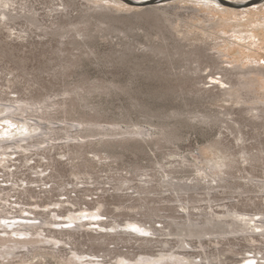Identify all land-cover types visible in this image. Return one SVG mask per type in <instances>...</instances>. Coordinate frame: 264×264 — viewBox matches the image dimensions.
Segmentation results:
<instances>
[{
    "label": "rangeland",
    "instance_id": "rangeland-1",
    "mask_svg": "<svg viewBox=\"0 0 264 264\" xmlns=\"http://www.w3.org/2000/svg\"><path fill=\"white\" fill-rule=\"evenodd\" d=\"M14 1L6 11L15 18L0 13V104L52 100L49 103L56 107L47 113L53 124L85 122L145 129L153 136L147 140L133 136L97 139L103 136L102 130H82L80 138H91L89 141L64 143L68 140L65 132H58L55 147L43 144L39 152L32 142V154H17L8 168L0 166V188L8 192L2 200L8 196L9 202L0 206H11V212L16 207V214L22 208L46 216L44 208L53 209L56 203H62L56 209L65 214L67 210L93 209L100 201L101 212L107 215L104 219L109 218L106 223L115 217L126 226L137 219L161 231L152 237L143 228L154 239L147 243L125 226L118 231L102 230L108 234L61 225L46 228L44 235L70 243L58 247L44 237L1 235V246L16 248L0 249V264H63L75 250L84 256L97 255L94 264H116L121 255L133 264H153L162 255L183 252L177 238L164 235L176 227L162 229L170 223L169 216H182L181 208L170 202L177 194L167 186L169 180L195 184L198 199L215 194L214 208L219 211L264 213V164L244 162L238 153L242 148L254 154L264 151V113L256 118L257 111L250 110L256 105L239 99L238 91L229 90L222 75L228 73L235 82L244 83L245 99L264 104V73L251 79L236 75L249 69L264 72L260 63L264 61V0H231L244 3L239 11L227 10L214 0H134L150 7L131 10L93 0ZM215 80L220 83H213ZM39 116L42 114L30 112L22 117ZM62 129L68 128L62 125ZM21 135L27 137L24 128L0 127L1 138ZM242 137L244 143L238 140ZM223 144L237 153L239 162L224 168L217 181L210 177L203 181L206 176H199L193 164L202 162L204 166L214 160L216 147L223 149ZM144 176L150 178L144 180ZM8 178L22 186L14 184L16 190H11L12 182L4 180ZM123 180H131L144 193L139 197L134 189L114 190ZM209 185L215 189H208ZM79 198L80 205L72 208ZM191 244L188 254L197 262L209 256L212 264L219 260L221 264H240L244 256L264 254L261 237L252 241L234 236L220 239L218 244L205 240L204 250L197 240ZM42 252L48 254L38 256ZM33 257L32 263L27 262ZM158 264L187 262L165 259Z\"/></svg>",
    "mask_w": 264,
    "mask_h": 264
},
{
    "label": "bare ground",
    "instance_id": "bare-ground-1",
    "mask_svg": "<svg viewBox=\"0 0 264 264\" xmlns=\"http://www.w3.org/2000/svg\"><path fill=\"white\" fill-rule=\"evenodd\" d=\"M93 1L95 3H98L101 1H105L107 3H113L115 5H118L119 7L126 8L127 10H131L132 8H136V7L143 8V9H148L150 7L149 5H145L144 1L130 0V2H127V3H124L120 0H93ZM214 1H217L221 6H223L224 8L230 11H239L240 9L245 7L244 3L242 2H236V1H231V0H214ZM14 2H15L14 0H0V6H1L0 9H2L0 13L4 18L6 17L7 19H11V20L12 18H15V16L13 17L9 12L6 11L8 8L12 6V4H14ZM189 57L190 56H188V58ZM198 58L200 59V57ZM192 60H194V58H192ZM202 60L204 61V59ZM192 62H195V61H192ZM238 68L240 69V67H236L235 69H238ZM263 73L264 72L262 71L249 69L247 71H237L236 75L242 76L245 79H251L252 75L263 74ZM222 75L223 77L227 78L228 80L227 83L230 84L229 90L238 91L239 99H244L246 102L252 101V103L256 105L252 107L250 110L257 111V114L254 116L256 118H261L262 114L264 113V104L262 102H259L253 99H245L246 97L244 93H242L244 89V83H241L242 81L235 82L231 78V76H229L228 73H223ZM244 90L246 91V88ZM49 102H52V100H48V102L46 103L16 102L15 100L14 102H12V105L0 104V108H1L0 124L2 123L0 127L1 128L16 127L18 130L20 128H24L27 131V137L25 135H21V137L20 136L13 137L12 139H5L3 137L2 138L0 137V166H2V168H8L10 166V163L13 161L12 158L17 154H20V153L25 154V152H28V151L30 152V154H32L34 150H32V148L30 147L31 145H29V144H32V142H34V148H36V152H39L40 150H42L43 144H46V145L51 144L52 145L51 148H54L55 147L54 144L58 141V140H54V138H58V134H57L58 132H60V134H62V132H65V137L68 140H66V142L64 143H68L72 141H78V142H85L86 140L89 141L91 138H80V132H82V130H102V132L104 133H101V135L103 136H98L97 139H103L104 137L127 138L130 136H133V137H142L143 139L147 140L148 138H151L153 136V133H150L149 131L145 129L144 130L143 129L130 130L127 128L124 129L122 127L106 128V126H102L99 124L98 126H90V124H86L85 122H78L79 124H76V122H70V124H66V122L61 121L60 124H58V122H56V124H53L54 122L52 120V117L47 112L50 113V108L54 106V104L49 103ZM257 105H260V106H257ZM55 107L56 106H54V108ZM54 108H52V110ZM30 112H34V116H38V114H42V116H39L38 118H30V117L23 118L22 117V116H26V114H30ZM205 117H207V119L209 120L208 116H205ZM30 120H32V122H30ZM215 120L217 119L215 118ZM62 125L64 126V128H68V129H62ZM84 125H88V126H84ZM39 130L40 132H37ZM74 132H76V134H74ZM166 136H169V135H166ZM29 140H30V143H29ZM238 140H241L244 143L243 137L239 138ZM59 141H62V138H60ZM38 142H42V144H38ZM4 144H12V145L4 146ZM218 144L219 146L221 145L220 143ZM219 146L216 147L217 152L214 153V155H217V156H215L216 158L214 157L215 158L214 160L209 161L204 166L202 165V162L193 164V168L199 176L200 175L206 176V178H201L203 181L207 179L208 177L211 178V181H217V178H219L220 174L225 173L224 168L233 167L235 163L239 162V160L236 157L237 153L236 154L233 153L230 146L225 147L223 144L224 148L221 146L223 149H220ZM238 153L241 154V159H243L244 162H247L249 164H264V151H261L258 154H254L248 149L242 148ZM3 165H6V166H3ZM40 174L44 175L45 171L40 172ZM40 174H36V175L40 176ZM42 178H44V176H42ZM144 178H145L144 180H148L150 176H144ZM4 180H6V182H12L10 178L4 179ZM0 182H2V180ZM146 182L149 183L148 181ZM131 183H132L131 180L120 181L118 184L116 183V185L114 186V190L123 191L125 189H134L135 191L132 190L133 194L138 193V196L140 197L142 193H144V191L142 190V188L138 186H132ZM14 184H16V188H20V186H22V185H19L18 182H12L11 190H14V191L16 190V188H14ZM167 186L171 187L173 191L176 192L177 195L176 197H174L175 199L172 198L173 200H170V202H173L174 204H176L177 207L181 208L180 212L182 216L180 215V218L178 217V219L177 217L169 216L168 218H170V223H168L167 226L166 225L163 226L162 229L170 228L172 225L176 227L175 231L170 230L167 234H164V235L177 238L178 243L180 244L179 248H181L183 252L173 251L170 254L162 255L160 256L159 260L153 262V264H158L165 259H179L181 261L187 262V264H212V260L210 259L209 256H206L204 259H202L207 262H204L202 260L197 262V261H194L195 259L194 260L191 259V256L188 254L187 249L193 247L191 244L192 240H197L201 250H204L203 242L205 240H214V242L218 244V240L228 238V237L234 238V236H243L246 239H250L252 241H255L256 237L264 238V213L251 215L248 213L232 211L228 208L226 211H219L214 208L218 200L216 199L215 194L214 195L211 193L206 194L208 196L207 199H198L194 196L195 194L198 193V189L195 187V184L193 186L187 183H184V184L174 183L172 180H169L167 182ZM208 189L213 190L215 188L214 186L209 185ZM0 192H2V194L0 193V204H2V202H4V204H9L8 196H6V200H2V198H4V194H8V192H4L2 188H0ZM126 196L133 198L132 195H129V194ZM167 198H169V196ZM69 200L70 199H68V202H70ZM68 202H66V204H68ZM203 202H206V204L203 205L202 204ZM101 204L102 203L98 201V207H95L93 209L86 207L85 209H80L74 212L72 210H67L65 214H62V213H59L58 210L56 209V207H59V206L63 207L62 203L60 202V203L54 204L55 207L53 209L50 206H47L46 208H44L45 212H47L45 214L46 216H43V214H36L32 210H25L22 208H18L20 214H16V207L13 208L14 211L13 209H11L12 210L11 212L8 209L11 206H8V208H6V206H4V208L0 206V236L4 235L7 237H11V236L44 237L46 240L52 241L53 246L58 247L61 244L68 245L70 243L67 241H64L63 239H59L58 237H55V236L46 235V234L44 235V232L48 231L46 228L49 229V227L60 226V225L65 227V225L71 224L72 230L80 231V230L88 229L90 231L96 232L97 234H100L102 230H108V229H112V231L121 230L123 228L122 226H125V224L124 223L122 224L121 222H119L115 217H113V219L110 222L106 223V221L109 218L107 217L106 219H104V217L107 215L101 212ZM72 205H73L72 208H74V206L80 205V198L77 202H72ZM218 208H220V206H218ZM224 208H226V206H224ZM207 209H210V213L206 212ZM151 210L155 212H159L157 209H151ZM77 212L80 214L83 212H87L88 215H85L87 216V218H85V216L83 215H79V214L77 215ZM39 215H42V218H39L38 217ZM16 216L18 217L16 218ZM27 216H30V217H27ZM53 216L57 217V219L54 220ZM93 216H96L99 218L93 219L92 218ZM157 216L162 217L160 216V214ZM195 216H198V218H194ZM135 224L138 225L140 228H144L150 231L152 233V237L158 236L159 232L161 231L156 226L152 224L149 225L146 222H143L137 219L129 220V222H127L125 226V229ZM257 229H259L260 231H257ZM102 234H108V232H102ZM103 236L104 235H100V238ZM142 238L144 239L139 238V240L143 242L151 243L154 241V239H149L150 236L142 237ZM120 239L124 240L122 238ZM168 243L169 242L167 241L166 244ZM2 248H8L10 250H14L16 246L14 245V247L11 248L9 246L0 245V249ZM36 248H38V246H36ZM10 253L12 252L10 251L8 254ZM46 254L48 253L42 252V253H39L38 256L44 257ZM72 254H73L72 258L63 259V264H77V262H81L82 264L84 263L94 264L96 262L97 255L95 256L94 254H91V256H88V254H86V256H88V258H86V256H84L85 253L79 252L77 250L72 251ZM34 259L35 257H33L32 259H29L27 262L32 263ZM216 259L218 258L216 257ZM86 260H88V262H86ZM23 262H26V261H23ZM139 262L146 263L148 261L144 262L142 260H139ZM217 262L218 264H221V260ZM239 262L240 264H248V262H252V264H264V254H262V252L259 251L254 256H244ZM127 263L133 264L134 262H132V260L128 258L126 255H121L116 258V264H127Z\"/></svg>",
    "mask_w": 264,
    "mask_h": 264
},
{
    "label": "snow or ice",
    "instance_id": "snow-or-ice-1",
    "mask_svg": "<svg viewBox=\"0 0 264 264\" xmlns=\"http://www.w3.org/2000/svg\"><path fill=\"white\" fill-rule=\"evenodd\" d=\"M261 64H264V61H261L260 62ZM213 83H220L218 80H215V81H212ZM221 87H224L225 85H223V84H221L220 85ZM25 134H26V132H25ZM10 138V137H9ZM85 218H87V216H85ZM93 219H98L99 217H96V216H93L92 217ZM53 219L55 220V219H57V217H55V216H53ZM244 219H246V218H244ZM65 227H71V224H68V225H65ZM109 231H112V229H108ZM128 230H130L131 232H133V233H138L140 236H142V237H148V236H150L151 235V233L150 232H148V231H145L143 228H140V227H136L135 225H131L130 227H129V229ZM257 231H260L259 229H257ZM53 243H55V242H53ZM248 264H252V262H248Z\"/></svg>",
    "mask_w": 264,
    "mask_h": 264
},
{
    "label": "water",
    "instance_id": "water-1",
    "mask_svg": "<svg viewBox=\"0 0 264 264\" xmlns=\"http://www.w3.org/2000/svg\"><path fill=\"white\" fill-rule=\"evenodd\" d=\"M122 1H125V2H130V0H122Z\"/></svg>",
    "mask_w": 264,
    "mask_h": 264
}]
</instances>
